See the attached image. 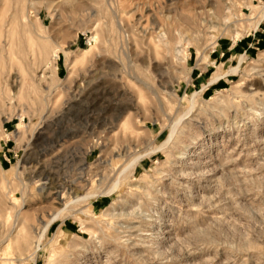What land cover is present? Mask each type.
<instances>
[{"label": "rangeland", "instance_id": "rangeland-1", "mask_svg": "<svg viewBox=\"0 0 264 264\" xmlns=\"http://www.w3.org/2000/svg\"><path fill=\"white\" fill-rule=\"evenodd\" d=\"M222 1V21L208 5L211 27L197 35L186 21L208 0H0V264H264V17L254 25L264 0ZM105 3L139 30L119 55L143 50L149 75L161 63L158 87L175 93L163 94V108L128 77L106 73L96 31ZM162 24L178 28L175 53L156 54ZM46 41L77 58L70 81L75 66L63 51L56 68L50 50L41 61ZM219 42L231 48L210 65ZM208 64L209 82L223 86L191 77ZM98 70L99 86L78 93V74L91 81ZM33 157L92 183L85 201L65 209L29 195L25 221L43 224L21 250L6 239L7 206ZM18 166L26 168L10 171Z\"/></svg>", "mask_w": 264, "mask_h": 264}, {"label": "bare ground", "instance_id": "bare-ground-1", "mask_svg": "<svg viewBox=\"0 0 264 264\" xmlns=\"http://www.w3.org/2000/svg\"><path fill=\"white\" fill-rule=\"evenodd\" d=\"M104 5H105L104 9L100 11L98 15L100 18H105V21L103 20L100 21V23L96 27V31L97 30L102 31L103 45L104 47L106 46L103 51L106 54H108L110 57V60L108 61L106 66H104L106 73L111 75L114 82H117V80L122 79L123 76L128 77L127 79H129L132 83L137 85V87L140 89L141 97L146 99L147 97L150 96L153 101H155L156 103H158V105L162 107L163 94L168 95L169 91L167 90L169 89L171 90L169 95L172 96L174 93V87L171 84H168V86L166 87L165 86L164 87L161 86V88L158 87L157 77L160 75V72H161V63H159V61L157 60H154V63L157 62V65L155 64L153 67L154 69L153 75H149L147 74L146 66L141 64V61H143L144 59L146 60V57H143V55L141 54L143 50H140L134 56L130 50H128V52H125L124 56L119 55L117 51L118 44L120 43L121 45H127L129 38L131 37L133 38V34H136V33L138 34L139 30L133 27H132V30L128 29L120 20H118V16L116 15V13L108 12L106 3ZM208 5L212 7L213 9L212 12L215 15H217L221 21L224 15V11L228 9V7L224 4L222 0H213V1L208 0L207 3H203L201 6L197 7L195 9L193 17L189 18V23L186 21L188 25L190 24L192 26L191 28L193 29L194 33H196L197 35L199 34V32L204 30L205 27L206 28L211 27V25H209L210 21L208 19L210 16V10L207 8ZM46 8H47L48 13L52 15L53 12L51 10V6L47 4ZM234 11L235 10H230V12L232 13ZM263 17H264V10L259 15V18L254 22V25L256 27L262 21ZM142 18L143 17H140L138 19L139 24L141 23ZM113 20H116V22L113 23ZM55 23H56L55 20L51 22L49 26V30H55L54 28ZM161 27H163L161 30V33H158L157 35H155V37L159 38L160 40L158 41V49H156V54L161 53V49H163L164 51H168L169 53L172 51L175 53V42L177 38L176 29L178 28H173L172 26L171 27L165 26L164 24H162ZM143 31H145V29L141 30L139 33L143 34ZM151 34L149 35V37L151 36ZM145 35H147V33L144 32L143 36ZM152 37L154 36L152 35ZM161 44L166 45V47L161 46ZM50 45L51 44L48 41L42 44V49L39 53L41 61H45L47 59L49 55V50H50L52 54L51 58L53 61L52 62L53 67L56 68L57 67L56 61L59 57V53L63 51L67 59H69L70 62H73L75 66L73 70L69 72V74L67 75L65 79V81L67 82L70 81L71 78L73 79V76L76 74L78 70L77 58L73 57L72 54L65 47L61 45L56 46L52 50H51ZM169 58H170L169 56H165V59H169ZM235 71H237V69ZM102 74H103V71L98 70L95 73L96 75L95 80L93 79L91 81L85 80V74H78L79 81L76 84L75 90L78 93L82 94L91 87L99 86L100 84L99 82L102 78L101 77ZM11 80L13 79H10V81ZM13 82L17 83V79L14 78ZM16 87L17 86H15L14 88ZM146 93H149V96L146 97L147 95ZM174 96H175V93H174ZM41 98L44 103H47L48 95L42 96ZM18 131L20 132V129ZM161 145H165V143ZM27 146H29V144H27ZM160 148L161 146H159L157 149H160ZM154 151H151V152H154ZM142 157L143 156H139V158L135 159L134 161L139 160ZM21 168H23L22 170H24L26 167L18 166V167H15L14 170H10V171H12V173L19 174L21 173L20 172ZM2 170L5 171L6 169H2ZM27 170H28L27 177L18 178L19 184L17 185V188H18V192L21 194L20 198L18 200L15 199L12 201V207L10 206L11 208L7 206L9 210L14 209V212H13L14 220H13V225L11 227L9 236H7L6 239H7L8 244H12L13 242H15L21 250H27L29 248L32 240L41 233V225L43 224V220L42 221L40 220L37 226H32L31 223H27L25 221L27 216L26 215L23 216L22 213H23L24 207H26V205L30 202L29 195H31L34 192H36L39 195L42 194L43 200L51 201L52 203H58L59 205L63 206V209H65L70 203H73V202L80 203V202L85 201L86 198L89 196V194H86V195H80V194H82L84 189L88 187L89 184L92 183V177H89L88 174H82V175L80 174L77 177H73V176H69V178L64 177L62 176V174H60L59 172L60 169H57L56 165L50 164L48 161H41L39 157L38 158L33 157V159L29 163V166L27 167ZM123 171L121 173H123ZM12 198L13 197H11V199ZM55 216L53 215L52 217L55 218Z\"/></svg>", "mask_w": 264, "mask_h": 264}, {"label": "crops", "instance_id": "crops-1", "mask_svg": "<svg viewBox=\"0 0 264 264\" xmlns=\"http://www.w3.org/2000/svg\"><path fill=\"white\" fill-rule=\"evenodd\" d=\"M262 22V21H261ZM249 44V41L247 42L246 41V43L244 44V46H245V48L247 49L248 48V45ZM248 45V46H247ZM241 46V45H240ZM231 47H229V46H226V47H224L223 48V45L222 44H220V42L219 43H217V45L214 47V49L211 51V53L208 55V58H209V60H210V65L211 64H213V63H215L216 64V62L217 61H219V58H221L222 56H224L225 55V51L226 50H228V49H230ZM209 64L208 65H205V66H202V67H200L199 66V68H197L196 67V69H194L193 71H192V74H191V77H193V76H195L197 79H200V80H202V83L204 84V85H206V87H209V86H214V87H219V86H223L225 83L224 82H222V81H218V82H216L215 84H212V83H210V82H212L213 81V79L212 80H210V82H209V78L208 77H206V73L205 72H207L208 70H209ZM199 69V70H198ZM96 207V206H95ZM93 208H94V205H93Z\"/></svg>", "mask_w": 264, "mask_h": 264}]
</instances>
